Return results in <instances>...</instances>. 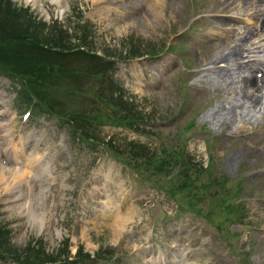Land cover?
<instances>
[{
	"label": "rangeland",
	"instance_id": "rangeland-1",
	"mask_svg": "<svg viewBox=\"0 0 264 264\" xmlns=\"http://www.w3.org/2000/svg\"><path fill=\"white\" fill-rule=\"evenodd\" d=\"M8 1L87 54L59 55L43 104L0 71V169L23 174L0 181V264H174L171 245L188 264H264V103L208 115L237 78L209 59L258 43L256 16L238 0Z\"/></svg>",
	"mask_w": 264,
	"mask_h": 264
},
{
	"label": "trees",
	"instance_id": "trees-1",
	"mask_svg": "<svg viewBox=\"0 0 264 264\" xmlns=\"http://www.w3.org/2000/svg\"><path fill=\"white\" fill-rule=\"evenodd\" d=\"M26 15L23 8L11 5L8 0L4 3L0 0V71L19 81L21 90L28 100L32 98L34 102L43 104L47 103L46 93L54 94L57 93L58 86L62 88V81L59 82L60 77L69 72L64 68L59 55L62 53L64 56L75 52L85 56L87 51L80 48L77 43L76 47L69 46L67 43L69 38L65 37L62 32L57 34L53 44L47 45V42H50L47 35L38 29L32 32L30 28L38 24L28 21L25 18ZM43 43L46 46L42 45ZM46 53L47 55L52 54L50 60L45 57ZM92 57L99 56L92 55ZM75 68L77 70L78 67L75 66ZM56 84L58 86H55ZM66 88L62 90V93L67 92ZM48 111L52 114L51 110ZM76 128L81 131L79 127ZM52 264H59V262Z\"/></svg>",
	"mask_w": 264,
	"mask_h": 264
},
{
	"label": "bare ground",
	"instance_id": "bare-ground-1",
	"mask_svg": "<svg viewBox=\"0 0 264 264\" xmlns=\"http://www.w3.org/2000/svg\"><path fill=\"white\" fill-rule=\"evenodd\" d=\"M160 1L161 0H153L152 4H150V7L152 8V10H154V12H156V8H157L156 4H159ZM235 3H236V7L240 8V10H244V11L251 10V12L258 18L259 25L254 26L252 28H243V35L247 38L249 36L248 34L253 35L257 33L258 27L260 30L259 33H264V0H257V4L251 3L250 8L247 7V5L244 3V0H238V2H235ZM215 21L218 22V25L223 26V24L220 22L221 20L219 21L218 19H215ZM218 25L216 26V28L222 31L223 27L218 26ZM231 37L232 36L229 33L228 38H231ZM262 37H263L262 40H264V35ZM230 40L231 39H225L222 42V44L218 45L219 49H217V53L219 57L221 58L219 61L223 62V66L218 65V56L216 58L209 59V62H208L209 67H211L216 73L214 75L221 76V74L226 75L227 73H229L230 75V73L232 72H236L237 74V78H235V80L234 79L229 80V83L236 82L235 85L229 86L228 98L230 97V99H225L224 102H221V101L218 102L216 106H214V108L208 113V115H210L211 117L212 116L217 117L220 122H224V121L229 122L231 118L233 117L236 118L235 119L236 121L240 120V118L242 119L241 114L243 113V111L252 109V107L256 106L257 104L264 103V70L260 75L256 76L253 73V71L256 70L255 66L258 65V62L256 61L251 62L249 60H243V57L245 55L249 56L252 54L256 55L258 53L260 54L264 53V44L260 46L259 44L253 43L254 45H252L251 47H248L246 46V44L242 45V41H240V39L238 38V41L236 39H233L232 40L233 43L231 45H226L229 43ZM252 51H255V52H252ZM253 58H256V57H253ZM261 63L263 64V67H264V59H261ZM22 139L23 138H21V140ZM23 144L25 146V143ZM254 151L256 152V154L263 157L264 156V145L263 146L261 145L260 147L258 146V148L255 149ZM35 160L36 158L32 160L31 166L33 167L38 165L37 163L33 162ZM227 162L230 163L231 160L227 158ZM2 172H3L2 169H0V181L4 180L2 184L5 185L6 187L10 186L11 182L18 181L19 178L22 179V176H23V174L22 175L18 174L19 176L11 177V179H8L7 177L3 175Z\"/></svg>",
	"mask_w": 264,
	"mask_h": 264
}]
</instances>
